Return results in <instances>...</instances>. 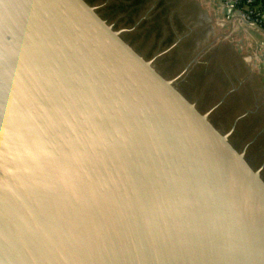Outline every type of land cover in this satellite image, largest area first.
Wrapping results in <instances>:
<instances>
[{
    "label": "water",
    "instance_id": "water-1",
    "mask_svg": "<svg viewBox=\"0 0 264 264\" xmlns=\"http://www.w3.org/2000/svg\"><path fill=\"white\" fill-rule=\"evenodd\" d=\"M247 95L194 0H0V264H264Z\"/></svg>",
    "mask_w": 264,
    "mask_h": 264
},
{
    "label": "crops",
    "instance_id": "crops-1",
    "mask_svg": "<svg viewBox=\"0 0 264 264\" xmlns=\"http://www.w3.org/2000/svg\"><path fill=\"white\" fill-rule=\"evenodd\" d=\"M194 1L248 92L253 107L244 116H259L264 113V27L238 19L219 26L225 15L222 0ZM239 104L247 106L244 100Z\"/></svg>",
    "mask_w": 264,
    "mask_h": 264
},
{
    "label": "rangeland",
    "instance_id": "rangeland-1",
    "mask_svg": "<svg viewBox=\"0 0 264 264\" xmlns=\"http://www.w3.org/2000/svg\"><path fill=\"white\" fill-rule=\"evenodd\" d=\"M243 100L247 106L237 105L216 126L223 134L230 132L232 145L238 151L244 152L251 166L255 170H260L264 179V132L258 133L259 128L264 126L261 122L264 113L250 118L245 117L247 110L253 105L247 96Z\"/></svg>",
    "mask_w": 264,
    "mask_h": 264
},
{
    "label": "built area",
    "instance_id": "built-area-1",
    "mask_svg": "<svg viewBox=\"0 0 264 264\" xmlns=\"http://www.w3.org/2000/svg\"><path fill=\"white\" fill-rule=\"evenodd\" d=\"M222 4L224 12L225 9H230L233 13L230 15L225 13L223 19L218 22L219 26H224L226 23L234 24L238 19L263 27L264 0H259L256 4L254 0H222ZM238 11L240 14H235Z\"/></svg>",
    "mask_w": 264,
    "mask_h": 264
},
{
    "label": "trees",
    "instance_id": "trees-1",
    "mask_svg": "<svg viewBox=\"0 0 264 264\" xmlns=\"http://www.w3.org/2000/svg\"><path fill=\"white\" fill-rule=\"evenodd\" d=\"M257 2H259V0H254V4H256ZM263 27H264V24H263Z\"/></svg>",
    "mask_w": 264,
    "mask_h": 264
}]
</instances>
